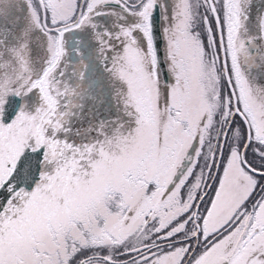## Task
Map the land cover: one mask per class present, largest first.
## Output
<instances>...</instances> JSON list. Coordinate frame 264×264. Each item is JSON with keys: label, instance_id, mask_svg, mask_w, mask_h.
Returning <instances> with one entry per match:
<instances>
[{"label": "snow or ice", "instance_id": "6c2138e0", "mask_svg": "<svg viewBox=\"0 0 264 264\" xmlns=\"http://www.w3.org/2000/svg\"><path fill=\"white\" fill-rule=\"evenodd\" d=\"M0 264H264V0H0Z\"/></svg>", "mask_w": 264, "mask_h": 264}]
</instances>
